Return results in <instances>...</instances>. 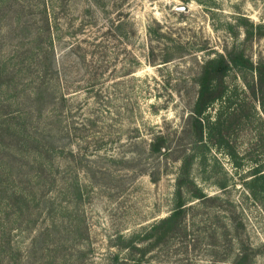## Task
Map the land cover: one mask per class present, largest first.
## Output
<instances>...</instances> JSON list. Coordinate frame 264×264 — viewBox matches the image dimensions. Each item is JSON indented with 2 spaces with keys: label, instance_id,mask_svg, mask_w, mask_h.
Listing matches in <instances>:
<instances>
[{
  "label": "rangeland",
  "instance_id": "rangeland-1",
  "mask_svg": "<svg viewBox=\"0 0 264 264\" xmlns=\"http://www.w3.org/2000/svg\"><path fill=\"white\" fill-rule=\"evenodd\" d=\"M2 1L0 122L17 118L29 139L0 145V264H113V253L126 264H264L263 199L249 189L264 167V115L249 73L224 78L252 112L227 143L196 144L189 119L205 59L237 47L264 60V0H46L50 39L41 0ZM157 137L163 154L150 150ZM188 154V185L205 197L187 190L180 231L157 242L145 231L173 209ZM14 184L32 187L27 210L5 205ZM135 234L143 255L115 245Z\"/></svg>",
  "mask_w": 264,
  "mask_h": 264
},
{
  "label": "trees",
  "instance_id": "trees-1",
  "mask_svg": "<svg viewBox=\"0 0 264 264\" xmlns=\"http://www.w3.org/2000/svg\"><path fill=\"white\" fill-rule=\"evenodd\" d=\"M41 2L44 9H42L44 13L42 23L44 24V30L46 31L47 36L50 39V25L45 13L46 0H41ZM5 4V2L0 0V11L4 9L2 6H4ZM258 28L261 29V26H258L257 29ZM252 34V31H246L245 40L249 39ZM256 34L259 35L258 32H256ZM234 69L239 72L246 71L249 73L250 81H245V85L247 86L253 99L257 101L258 107L260 108L261 113L264 115V60L254 64L248 57L244 55L243 51L237 47L226 51L225 54L216 53L213 57L205 59L202 64H200L199 72L195 79L197 92L191 110V114L189 115V119L191 122V127L193 128L194 133L196 135V144L198 142L203 143L202 140L205 135L216 136L220 144L222 142L227 143V141L225 140V136L229 135L230 131L235 129V125L242 121L247 122L250 120V113L252 112L247 111L246 113H244L242 110L243 104H237L235 100L231 99V97L227 95L228 89L227 86L224 84V78L228 75L231 70ZM5 82L6 80L0 72V90ZM217 101L220 102V107L217 109L216 115L213 117V119L210 120L209 116L206 115V111L214 102ZM2 115L9 114L1 113L0 117H2ZM8 119L11 121H8ZM0 123L4 125L0 129V145L5 144L6 148H9L12 143L18 144L21 139H29L23 137L29 136V133H27V131H25L27 129L23 128L24 126L21 125L19 121H17V118L9 117L6 119H2ZM155 139H157L156 142L150 144L151 152L163 154L164 150L162 146L163 144H161L160 141L161 138L157 137ZM30 140L34 141L35 137L30 136ZM31 143L33 145L32 149H37L40 154L41 150H43L41 148L44 144L38 142ZM43 152H45L46 154L45 159H48L49 151L44 150ZM193 158L194 154L184 155V157L182 158V164L179 167L173 190V209L167 216L159 219L156 223L152 224L148 231H145V233H148V235L155 234L157 242H160L162 240V237L165 236V231H167L168 235L177 234L180 231L181 218L183 217L185 212L184 196L186 195L187 190V193H189V196L192 198L202 200L205 197V195L199 188L193 186L191 187L190 185H188L191 180L189 176ZM46 168V166L40 165L38 171H47ZM37 173H35V177ZM251 175L253 176V180H251L249 184L250 192L254 197L259 196L261 200L263 199L264 207V167L254 168L253 171H251ZM12 182L13 180H11V183ZM9 186L5 187V190L8 188V191L5 195V205L8 207V209L10 208L14 212L15 210H17L18 212H21L22 210H27L30 205L29 200H35L36 197L32 187L19 186L16 184ZM13 211L11 213L9 212L7 215L12 214ZM23 213L25 214L24 211ZM140 236L141 234H135L129 238H126L118 235L115 238V245L118 246L119 250H126L129 252L137 251L140 252L141 255H143L144 250L140 249L138 245H140L145 240V238ZM5 246L6 249L3 248L1 251L6 253L8 251V261L10 262L12 260L13 250L11 249V245L9 244V242H6ZM112 259L113 264H126L124 260H119L118 254L116 253L112 254ZM234 264L247 263L240 262Z\"/></svg>",
  "mask_w": 264,
  "mask_h": 264
},
{
  "label": "water",
  "instance_id": "water-1",
  "mask_svg": "<svg viewBox=\"0 0 264 264\" xmlns=\"http://www.w3.org/2000/svg\"><path fill=\"white\" fill-rule=\"evenodd\" d=\"M176 9H177V10H183V11H186V10H187V7H177Z\"/></svg>",
  "mask_w": 264,
  "mask_h": 264
}]
</instances>
